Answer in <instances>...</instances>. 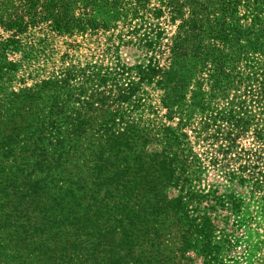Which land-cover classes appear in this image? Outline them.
Instances as JSON below:
<instances>
[{"label":"trees","instance_id":"trees-1","mask_svg":"<svg viewBox=\"0 0 264 264\" xmlns=\"http://www.w3.org/2000/svg\"><path fill=\"white\" fill-rule=\"evenodd\" d=\"M89 37L115 51L130 45L150 56L131 68L137 81L118 88L113 112L95 106L96 93L86 102L70 94L61 101L58 93L67 87L69 68L62 79L50 76L40 83L42 93L52 90L45 94L50 101L44 112L19 115V124L4 132L0 147L11 171L8 187L16 196L11 200L5 187L4 208L12 207L6 223L16 230L0 243V264H31V257L39 264H123L118 245L131 237L134 219L150 212L163 214L170 224L180 219L175 213L180 198L159 192L149 206L131 207L142 193L155 190V184L148 187L139 179L146 164L171 172L166 149L179 138L165 126L168 147L152 148L130 119L141 106L143 83L155 84L168 122L179 118L178 125L187 126L197 112L204 126H214V140L221 124L228 125V148L248 130L264 145V0H0V76L15 65L7 60L11 52L44 50L62 39L67 53ZM127 72L117 64L118 75ZM98 74L104 88L109 74ZM236 84L243 86L241 97L211 110L213 97ZM98 94L104 96L100 106H107L109 97ZM76 100L79 104L70 108ZM94 109L108 117L102 130L96 124L103 120L88 115ZM115 126L122 132L114 135ZM246 170V165L238 168L242 174ZM254 172L262 176L261 170ZM167 180L165 187L175 179L168 175Z\"/></svg>","mask_w":264,"mask_h":264},{"label":"rangeland","instance_id":"rangeland-1","mask_svg":"<svg viewBox=\"0 0 264 264\" xmlns=\"http://www.w3.org/2000/svg\"><path fill=\"white\" fill-rule=\"evenodd\" d=\"M65 49L67 48L63 45V40L56 39L44 50L33 46L25 52L7 54V60L15 62L16 66L0 76V140L7 129L15 128L19 124V115H38L39 112H44V103L48 105L47 100L50 101L45 94L52 93V90L42 93L40 83L49 80L50 76L62 79L61 72L72 68L66 89L58 93L60 100L64 101L62 97L70 94L73 95V100L79 98L86 102L96 93L93 96L95 106L106 112H113L115 106L112 98L118 94V88L125 87L128 80L137 81L131 68L147 63L150 56L130 45L120 46L115 51V47L104 40L98 41L92 37L67 53ZM65 53L66 57H62ZM117 64L127 68L125 76L117 74ZM98 73L109 74L104 88L99 87ZM242 89L243 86L237 85L225 94H217L210 102V109H224L230 102L241 97ZM102 91L109 97L105 107L99 103L104 96L98 92ZM30 94L33 97L25 99ZM158 94L155 84H141L138 92L141 106L134 110L130 119L148 135L146 138L152 142V148L168 147L163 136L165 126L176 131L179 137L177 144L166 149L171 158L168 167L171 172L146 164L139 179L144 183L148 182V187L155 184V190L142 193L143 197L134 199L131 207L137 210L132 205L138 202L149 206L154 202L152 196L159 192L169 199L180 198L181 208H177L175 212L180 219L175 224H170L168 219L163 222V214L154 216L151 212L134 219L130 227L131 237L127 242L118 245L120 256H125L121 262L264 264V185L261 184V179L264 181V145L255 142L252 131L248 130L228 148L224 141L229 130L228 125L221 124V133L214 140V126H204L203 117L197 112L192 114L187 126L178 125L179 118L168 122L164 117L165 110L160 106ZM78 104L77 100L72 101L70 108ZM88 115L103 120L96 124L99 130L105 127L104 122L108 117L104 113L94 109ZM112 130L114 135L122 132L120 126L112 127ZM84 138L88 142L91 138L90 132ZM224 149L225 153L222 155ZM257 159L260 161H256ZM7 160L0 147V243L6 233L8 235L16 230L14 226L6 223V215L11 212L12 207L4 208L7 198L4 192L5 187H8L6 175L11 172L7 169ZM254 164L258 169L253 168ZM242 165L247 167L243 174L238 171ZM255 170H261L262 176H257ZM168 175L175 180L173 185L171 183L165 187L166 183H170L167 180ZM240 179L244 182L239 183ZM7 193L16 202V196L9 187ZM27 209L30 215V209ZM19 249L20 254H27ZM30 262L39 264L33 257ZM11 264L16 263L12 261Z\"/></svg>","mask_w":264,"mask_h":264}]
</instances>
